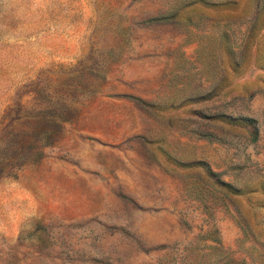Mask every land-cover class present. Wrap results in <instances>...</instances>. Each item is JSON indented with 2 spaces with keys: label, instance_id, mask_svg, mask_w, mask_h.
<instances>
[{
  "label": "rangeland",
  "instance_id": "1",
  "mask_svg": "<svg viewBox=\"0 0 264 264\" xmlns=\"http://www.w3.org/2000/svg\"><path fill=\"white\" fill-rule=\"evenodd\" d=\"M0 264H264V0H0Z\"/></svg>",
  "mask_w": 264,
  "mask_h": 264
},
{
  "label": "trees",
  "instance_id": "2",
  "mask_svg": "<svg viewBox=\"0 0 264 264\" xmlns=\"http://www.w3.org/2000/svg\"><path fill=\"white\" fill-rule=\"evenodd\" d=\"M247 120L251 124L252 134L254 135V138H257V136H258V127L255 124V120H253V119H247Z\"/></svg>",
  "mask_w": 264,
  "mask_h": 264
}]
</instances>
